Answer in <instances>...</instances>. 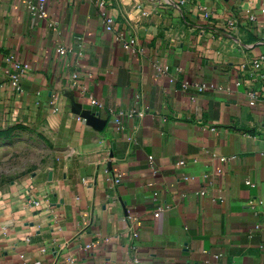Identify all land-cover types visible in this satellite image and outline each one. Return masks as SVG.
Segmentation results:
<instances>
[{"label": "crops", "instance_id": "crops-1", "mask_svg": "<svg viewBox=\"0 0 264 264\" xmlns=\"http://www.w3.org/2000/svg\"><path fill=\"white\" fill-rule=\"evenodd\" d=\"M37 1L0 0V130L61 138L0 190V264H264V0Z\"/></svg>", "mask_w": 264, "mask_h": 264}, {"label": "rangeland", "instance_id": "rangeland-1", "mask_svg": "<svg viewBox=\"0 0 264 264\" xmlns=\"http://www.w3.org/2000/svg\"><path fill=\"white\" fill-rule=\"evenodd\" d=\"M60 123L37 117L12 121L0 130V190L12 180L47 165L61 138Z\"/></svg>", "mask_w": 264, "mask_h": 264}, {"label": "built area", "instance_id": "built-area-1", "mask_svg": "<svg viewBox=\"0 0 264 264\" xmlns=\"http://www.w3.org/2000/svg\"><path fill=\"white\" fill-rule=\"evenodd\" d=\"M31 12L32 14H34L35 16L39 17V18H45L48 15V10H47V6H46V0H38L36 3H33L31 5ZM103 17L106 23V29L110 32H114L115 34V39L119 42H121L123 44V46L126 49H131L134 48L135 44H136V39L133 38L132 36H129L127 34V31H125L122 28H116L115 26V20L114 18L108 14L107 12L103 13ZM254 19V17H253ZM232 24V23H231ZM68 52V49L64 46H60L57 48V58L61 59L63 56H65ZM15 58L13 56L9 57L8 60L10 61H14L15 62V67L20 70V72H24L28 69V65L27 64H22L21 62L15 61ZM262 60L263 57H259L257 59H255L252 62V65L255 68H260L262 65ZM159 70L167 75H170V68L169 67H164V68H159ZM182 69L178 68V71L181 72ZM18 77H20V74H14L13 75V79L15 80V84L17 83ZM172 81H176L175 76H170ZM191 87H196L199 91H203L206 86L204 84H199V83H193L187 79L182 80V89L181 91H183L184 93H186L188 91V89H190ZM257 93L256 92H251L250 95L253 97H256ZM91 104L93 105H98V101L94 98H91ZM124 112H119L116 115L115 121L118 124V126L121 128L122 127V116H124ZM220 159H222L223 161H226L227 158L226 157H220ZM150 160L152 162L153 158L150 157ZM179 164H185V161H180ZM121 179L118 177L117 178V182H120ZM200 193H204V190H201ZM155 195L157 196V194L155 193ZM163 210V207H159L158 211L156 212V216L160 215V212ZM220 255H217V257H219ZM70 262L72 264H74V259H70Z\"/></svg>", "mask_w": 264, "mask_h": 264}, {"label": "water", "instance_id": "water-1", "mask_svg": "<svg viewBox=\"0 0 264 264\" xmlns=\"http://www.w3.org/2000/svg\"><path fill=\"white\" fill-rule=\"evenodd\" d=\"M89 109H92V110H94V111H97V106L96 105H94V106H92V105H89V107H88Z\"/></svg>", "mask_w": 264, "mask_h": 264}]
</instances>
